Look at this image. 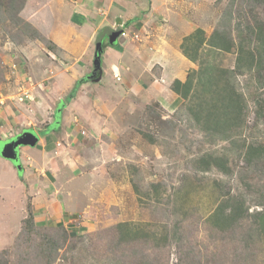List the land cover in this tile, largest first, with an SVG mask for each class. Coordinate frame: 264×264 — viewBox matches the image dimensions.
Masks as SVG:
<instances>
[{
    "label": "rangeland",
    "instance_id": "rangeland-1",
    "mask_svg": "<svg viewBox=\"0 0 264 264\" xmlns=\"http://www.w3.org/2000/svg\"><path fill=\"white\" fill-rule=\"evenodd\" d=\"M141 1L116 0V3L137 9ZM10 2L1 0L0 6L8 8ZM44 3L45 0H34L33 10L36 8L41 14ZM230 3L231 0H167L165 9L160 10L167 16L165 19L157 16V20L174 19L175 12L176 15L182 13L194 31H204L207 44L215 30L223 28L220 23ZM239 3L237 0L234 7ZM155 5L159 6L156 2ZM232 19L238 20L235 15ZM9 26L6 28L0 21V113L3 111L6 119L12 122L11 130L19 134L16 139L32 131L28 126L45 128L54 120V107L58 123L61 114L67 112L60 110L62 106L57 98L61 96L66 104L64 98L71 89L67 91L69 83L64 79L61 82L64 87L54 83L53 76L60 57L54 55L55 58L49 59L41 56V48L45 46L43 40L37 39L33 32L23 34L15 28L11 30L16 31L7 34ZM141 39L139 36L137 41ZM20 48H24L26 54ZM198 52L192 71H198L202 81H208L212 71L218 67L232 71L235 68V54L215 51L208 44ZM35 63L39 77L43 73V69L38 67L40 64L52 69L50 73L46 72L42 88L33 78L26 86L32 88L29 94L35 95V98L31 95L35 103L27 98L21 102L18 99V80L26 76L24 72L28 73L29 65ZM29 72V76L32 75ZM235 75L232 82L246 97L248 112L244 116L245 126L233 131L227 139L224 133H204L191 119L187 103L169 115L159 107L155 112L147 110L148 106L134 100V106L123 102V106L120 105L122 112L117 116L109 114L111 118H103L100 112L98 115L101 96L95 92L93 98L80 100L81 108L85 109L84 116L88 117L84 130H90L91 135L77 137L78 142L73 147L68 136H60L59 131L53 133L54 136L59 135L57 142L60 145H56L55 151L39 152L41 158L37 160L40 164L37 160L33 163L35 159L26 149H21V165L23 169L27 168V175L35 176L41 182L39 175L45 172L46 178L57 184L54 199L63 205L69 216L62 226L64 230L58 229L62 225L60 222L35 227L30 232L29 226H23L22 222L20 230L16 227L21 206L24 202L26 206L31 204L29 195L24 202L22 199L23 190L30 189L31 183L21 178L22 172L0 154V231L8 233L12 224L15 227L7 237L0 233V262L19 264L22 258H28L24 264H264V243L246 240L248 230L254 224L253 216L264 211V173L247 171V175L244 174L245 162L238 157L240 151H244L242 144L257 142L264 145V118L258 104L262 95L259 97L260 85L253 75ZM85 85L87 83L79 87L72 100L78 94L86 96L89 93L85 92ZM103 98L109 99L104 94ZM154 113H160L162 119L169 123L159 122L161 125L157 126ZM23 127L26 129H21ZM143 132L154 135L159 142L150 144L143 138ZM11 142H7V146ZM35 146L31 149L41 147L39 143ZM3 148L0 147V151H5ZM207 154L227 157L231 174H224L215 167L207 172L197 169L195 159ZM63 166L67 167L62 169V174L57 173V169ZM254 169L260 171L261 167L255 166ZM244 176L245 181L241 178ZM152 184L162 186L158 197L151 192ZM68 185H74V190H68ZM45 186L40 185L36 194L41 193ZM135 186L139 188V195L135 193ZM220 204L227 211L234 210L239 204L241 206L242 221L229 232L220 231L208 222ZM122 222L143 225L148 238L155 235L162 238L169 233V245L154 249L149 241V244H132V252L125 246L113 252L109 244L115 234L113 227ZM43 238L58 242V250L52 256L49 248L43 253L47 246Z\"/></svg>",
    "mask_w": 264,
    "mask_h": 264
},
{
    "label": "crops",
    "instance_id": "crops-1",
    "mask_svg": "<svg viewBox=\"0 0 264 264\" xmlns=\"http://www.w3.org/2000/svg\"><path fill=\"white\" fill-rule=\"evenodd\" d=\"M166 1L142 0L139 2L137 9H131L116 3V0H45L43 4L44 11L41 14L35 8L32 13L28 11L27 14L23 15L26 20H30L32 24L40 27L42 29L40 32L44 36L47 35L49 38L45 37L51 40L55 47L54 50H50L46 46L42 47L41 56L49 59L51 57L55 58V56L60 57L58 64H56V74L53 76L55 78L54 83L64 87V83L61 84L62 79H64L69 83V88L67 89L69 91L70 89L72 90L78 81L84 78L90 80L86 82L87 85L83 86L86 90L85 92H89L86 96H79L78 94L75 100L71 99L69 104H67V101H65V104L61 96L57 98V102L62 106L60 110L67 112L66 114H61L58 123H56L58 118L55 115L56 110L54 107V120L51 121L53 123L50 122L45 127L48 129H35L30 128L33 126H28V129L38 134V143L41 147L36 149H31L32 146L18 147L15 150L17 153L16 160L0 153L2 157L12 161L16 169L22 172L21 178L31 183L30 189L23 190L22 199L24 202L28 195L31 198L30 201L35 212L36 223L46 226L53 222H60V224L65 225L69 220V216L65 212L63 205L54 199V194L58 187L55 182L52 183L46 178L45 172L39 175L41 176V182H38V178L35 176L25 173L27 168L24 167L23 169L21 165V149H26L35 159L33 162L35 163L37 159L41 158L39 152L48 153L53 149L55 151L56 145H60L57 142L59 135L54 136L53 133L59 131L60 136H68V140L73 142L71 144L73 147L78 142L77 137L82 135L88 137L91 135L90 130H87V132L84 130V123L88 117L85 118L84 116L83 112L85 109L81 108L80 100L84 97L93 98L95 92H99L101 98H99L98 115L100 112L103 118L110 117L109 114L117 116L118 112H122L121 108L123 107H120V105L123 102L132 106H134L133 103L138 102L144 107L158 104L169 115L182 105V97L172 89V86L175 80L184 83L189 73L193 70L194 63L183 54L182 43L187 36L193 33L194 29L188 20H185L182 13L176 15L175 12L174 19L169 17L170 20H157V16L163 19H165V15L167 16L165 11L164 13L160 12L161 9H165L164 4ZM155 2L158 3V7ZM35 20H41V22H35ZM45 20L46 22H44ZM118 21L120 25H123L126 32L130 34L129 37L133 34H138L142 39L141 41H133L132 38H119L114 45L110 44L108 39H105L103 41L101 71L95 75L94 61L97 40L105 28L114 29L117 27ZM161 21L164 24L160 23ZM168 21H170L169 24ZM20 49L23 54H26L24 48ZM36 64H28L32 68V70L31 68L29 69L32 75L29 76L28 73L30 72L28 71L27 73L25 71L24 74L26 76L18 80V93L21 84L25 87L29 86L33 79L37 82L38 87L42 88L44 85L45 74L46 72L50 73L49 70L52 68H45L44 65L40 64L38 67L41 70L43 69V73L39 77L40 75L36 74ZM23 70H20V74L23 73ZM116 76L119 79H116ZM49 79H52V76ZM28 89L32 91V88L28 87ZM71 90L65 95V100L71 94ZM103 94L109 99H104ZM33 97L35 98V95ZM32 104L31 110L33 112ZM3 113V111L0 113L1 148L2 146L7 147V142L13 141L19 135L14 133L13 129L11 130L12 122H9ZM50 124L52 126H49ZM49 127H52L51 130ZM21 129H26V127ZM18 133H21V130ZM70 137L73 139H70ZM31 156L30 159L32 158ZM37 162L41 163L38 160ZM66 167L63 166L61 169H57V173L61 172L62 174V169ZM46 170L48 171V169ZM42 177H45V179H42ZM43 184H46L45 188H42L41 193L36 194L40 185L43 186ZM73 186L68 185V190H74ZM26 208V202H24L21 206L19 223L16 226L19 227V230L20 227L22 228L20 223L22 222L23 224L24 219L27 217ZM10 217H12L11 214ZM14 228L12 224L8 233L10 234L14 231ZM0 233L4 234V237L8 236V233L3 231H0Z\"/></svg>",
    "mask_w": 264,
    "mask_h": 264
},
{
    "label": "trees",
    "instance_id": "trees-1",
    "mask_svg": "<svg viewBox=\"0 0 264 264\" xmlns=\"http://www.w3.org/2000/svg\"><path fill=\"white\" fill-rule=\"evenodd\" d=\"M1 1V0H0ZM237 0H231L227 10L223 14L222 29H217L212 34L210 42L207 43L209 47L215 51L220 50L222 53L235 54V68L234 70H227L221 67L214 69L208 78V81L200 79L198 71H191L187 80L182 83L178 80L173 82L172 89L179 94L182 99V105L187 103L188 112L191 119L198 125L204 133L209 135L224 133L225 139L230 137V134L236 129L245 126V115L248 112V105L246 97L238 91L232 82V77L235 74L250 73L254 76L255 82L259 83L258 91L259 97V112L264 118V0H240L237 7H234ZM34 0H11L8 8L0 6V21L5 23L7 34L18 30L23 34L33 32L36 38L43 40L45 46L54 50L55 47L51 40L46 38L39 29L32 24L30 20H26L23 15L27 12H33ZM236 6V5H235ZM235 15L238 20H233ZM8 19V20H5ZM232 19V20H231ZM234 24V25H233ZM234 27V28H233ZM15 28L16 30H11ZM233 28V29H232ZM18 32V33H19ZM206 42L205 33L201 29H196L193 33L187 36L182 43L183 54L192 62L196 63L198 59V51L204 47ZM220 52V53H221ZM88 78L78 81L65 101L69 102L75 97L79 87L86 82ZM200 88V90H199ZM200 91V92H199ZM158 104L148 105L147 110L152 109L155 112ZM160 108V107H159ZM151 117V116H150ZM155 124L158 126L160 123H169L162 119L160 113H154ZM161 120V121H160ZM160 122V123H159ZM161 125V124H160ZM145 138L150 144L158 143V139L147 132H143ZM244 146V151H240V157L245 162L246 171H255L257 173H264V145L252 142ZM195 167L201 172H207L212 167L224 174H231V166L229 159L225 156L215 157L212 154L201 155L195 159ZM255 166H260L261 170H255ZM245 181L246 176L241 177ZM138 186L134 187L135 193L139 195L140 191ZM161 184H152L150 186L151 192L155 196H159L161 191ZM227 202V201H226ZM229 210L223 207L222 204L216 211L208 218L210 225L220 231H231L234 227L238 226L242 221V211L240 204ZM254 224L248 231V241H257L264 243V211L259 212L253 216ZM23 226H29V232L35 227H41V224L35 222V212L31 204L27 206V217L23 221ZM148 225V224H147ZM60 230H64L62 227ZM143 225H136L134 222H122L113 227L115 231L114 236L110 239L109 244L111 250L115 252L116 249L125 246L129 250L132 249V244H149L153 243L154 249L166 248L169 245L171 237L166 233L162 238L157 235L149 237L145 233ZM43 227V226H42ZM85 227H83L84 229ZM46 247L43 253L49 248L51 251L50 256L56 253L59 244L52 239L43 238ZM132 252V250H131ZM134 253V251H133ZM193 252L191 251L190 254ZM29 261L28 258H22L19 264H24ZM52 261V260H50ZM50 263V262H47ZM0 264H5L0 262ZM125 264V263H124ZM201 264V263H198Z\"/></svg>",
    "mask_w": 264,
    "mask_h": 264
},
{
    "label": "water",
    "instance_id": "water-1",
    "mask_svg": "<svg viewBox=\"0 0 264 264\" xmlns=\"http://www.w3.org/2000/svg\"><path fill=\"white\" fill-rule=\"evenodd\" d=\"M120 25V22L117 23ZM122 33L121 28H117L116 30L105 28L103 32L100 34L97 40V49L95 53V70L94 74L97 75L101 71V57L103 53V41L108 39L110 44L114 45L117 43L120 35ZM25 134V133H24ZM39 142V136L35 131H28L25 135L20 136L19 138L13 139V141L7 147L3 149L5 151H1L2 154L11 157L13 160H16L17 153L15 150L21 146H35Z\"/></svg>",
    "mask_w": 264,
    "mask_h": 264
},
{
    "label": "built area",
    "instance_id": "built-area-1",
    "mask_svg": "<svg viewBox=\"0 0 264 264\" xmlns=\"http://www.w3.org/2000/svg\"><path fill=\"white\" fill-rule=\"evenodd\" d=\"M117 28H121L122 29V33H121L119 38H131V37L135 36L134 41H137L139 39V36L138 35H134V34L131 37H129V34L126 32V30L123 27V25H119V26H117ZM24 98H27V100H31V101L33 100L31 95L29 94V89L26 88L25 86L20 87L19 94H18L19 101H21V102L24 101Z\"/></svg>",
    "mask_w": 264,
    "mask_h": 264
}]
</instances>
